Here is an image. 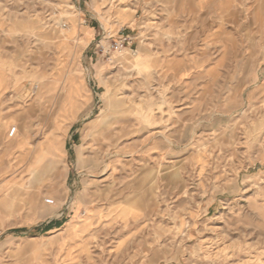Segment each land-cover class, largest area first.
I'll return each instance as SVG.
<instances>
[{
    "label": "rangeland",
    "instance_id": "rangeland-1",
    "mask_svg": "<svg viewBox=\"0 0 264 264\" xmlns=\"http://www.w3.org/2000/svg\"><path fill=\"white\" fill-rule=\"evenodd\" d=\"M0 264H264V0H0Z\"/></svg>",
    "mask_w": 264,
    "mask_h": 264
},
{
    "label": "built area",
    "instance_id": "built-area-1",
    "mask_svg": "<svg viewBox=\"0 0 264 264\" xmlns=\"http://www.w3.org/2000/svg\"><path fill=\"white\" fill-rule=\"evenodd\" d=\"M109 41H106L105 44H103V40H100L98 43L97 47L99 48V51L102 53H110L112 51H120L125 48V46H131L132 45V40L131 38L127 35H121L117 39H113L111 36L108 38ZM111 40V41H110ZM16 132V127H12L10 130V136H13V134Z\"/></svg>",
    "mask_w": 264,
    "mask_h": 264
},
{
    "label": "crops",
    "instance_id": "crops-1",
    "mask_svg": "<svg viewBox=\"0 0 264 264\" xmlns=\"http://www.w3.org/2000/svg\"><path fill=\"white\" fill-rule=\"evenodd\" d=\"M95 27H90V29H94Z\"/></svg>",
    "mask_w": 264,
    "mask_h": 264
},
{
    "label": "trees",
    "instance_id": "trees-1",
    "mask_svg": "<svg viewBox=\"0 0 264 264\" xmlns=\"http://www.w3.org/2000/svg\"><path fill=\"white\" fill-rule=\"evenodd\" d=\"M48 227H50V225Z\"/></svg>",
    "mask_w": 264,
    "mask_h": 264
}]
</instances>
